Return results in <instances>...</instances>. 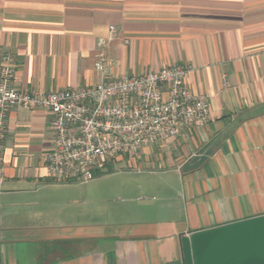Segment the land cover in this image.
Listing matches in <instances>:
<instances>
[{"label": "crops", "instance_id": "crops-1", "mask_svg": "<svg viewBox=\"0 0 264 264\" xmlns=\"http://www.w3.org/2000/svg\"><path fill=\"white\" fill-rule=\"evenodd\" d=\"M0 45L32 93L101 82L104 53L118 76L190 63L211 104L93 185L48 175L49 111L11 109L0 264H264V0H0Z\"/></svg>", "mask_w": 264, "mask_h": 264}, {"label": "built area", "instance_id": "built-area-1", "mask_svg": "<svg viewBox=\"0 0 264 264\" xmlns=\"http://www.w3.org/2000/svg\"><path fill=\"white\" fill-rule=\"evenodd\" d=\"M115 31L111 25L109 36L100 37L101 47ZM12 54L0 45V168L10 110L18 106L52 114L53 147L42 159L48 175L64 182L91 181L107 171L110 159L137 154L209 120L208 98L188 85L194 69L190 63L118 76L114 61L101 53L94 64L103 75L101 82L32 93L15 86L17 65Z\"/></svg>", "mask_w": 264, "mask_h": 264}, {"label": "rangeland", "instance_id": "rangeland-1", "mask_svg": "<svg viewBox=\"0 0 264 264\" xmlns=\"http://www.w3.org/2000/svg\"><path fill=\"white\" fill-rule=\"evenodd\" d=\"M100 177H102V175H99V176H97V177H95L93 180H92V182L90 181V184L89 185H93V184H95V182L96 181H98L99 179H100ZM110 177L111 178H109V179H112V180H114V181H117L118 182V184H120L122 181H124L126 178H128V177H130L129 176V174H127L126 172H113V173H110ZM107 180L106 182L107 183H105V184H103V185H106L107 187H108V184H110L109 183V181L110 180ZM105 186V187H106ZM124 196V195H123ZM124 198V197H123ZM120 203V202H119ZM123 203V202H122Z\"/></svg>", "mask_w": 264, "mask_h": 264}]
</instances>
